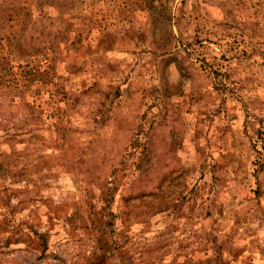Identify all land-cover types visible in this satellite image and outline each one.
<instances>
[{
    "label": "rangeland",
    "instance_id": "1",
    "mask_svg": "<svg viewBox=\"0 0 264 264\" xmlns=\"http://www.w3.org/2000/svg\"><path fill=\"white\" fill-rule=\"evenodd\" d=\"M0 264H264V0H0Z\"/></svg>",
    "mask_w": 264,
    "mask_h": 264
}]
</instances>
